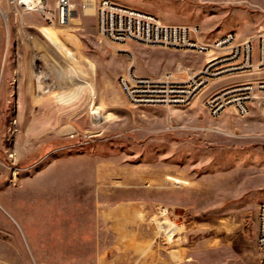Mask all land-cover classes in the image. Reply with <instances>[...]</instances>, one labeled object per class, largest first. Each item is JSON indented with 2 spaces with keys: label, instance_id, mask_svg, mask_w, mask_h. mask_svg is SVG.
Here are the masks:
<instances>
[{
  "label": "rangeland",
  "instance_id": "obj_1",
  "mask_svg": "<svg viewBox=\"0 0 264 264\" xmlns=\"http://www.w3.org/2000/svg\"><path fill=\"white\" fill-rule=\"evenodd\" d=\"M85 1L61 26L57 0H0V264H260L264 108L214 119L204 102L264 73L135 106L121 78L187 79L211 54L112 44ZM113 1L205 40L264 31V0Z\"/></svg>",
  "mask_w": 264,
  "mask_h": 264
},
{
  "label": "built area",
  "instance_id": "obj_2",
  "mask_svg": "<svg viewBox=\"0 0 264 264\" xmlns=\"http://www.w3.org/2000/svg\"><path fill=\"white\" fill-rule=\"evenodd\" d=\"M90 9L97 19L99 37L112 44L135 42L176 51L211 54L206 65L201 70L191 71L187 79H178L170 74L162 80L132 74L121 78L120 86L135 106L185 107L212 80L233 75L264 73L263 30L243 40L235 33H227L211 41L202 37L201 29L197 25L166 24L154 14L128 8L113 0H87L82 4L83 13ZM73 13V0H57L55 18L58 25H68ZM193 38L202 39V48L192 47ZM254 101L264 108V77L233 84L220 92L210 94L205 99L204 106L209 116L214 119L229 110L244 117ZM256 243L260 264H264V202L258 206Z\"/></svg>",
  "mask_w": 264,
  "mask_h": 264
},
{
  "label": "bare ground",
  "instance_id": "obj_3",
  "mask_svg": "<svg viewBox=\"0 0 264 264\" xmlns=\"http://www.w3.org/2000/svg\"><path fill=\"white\" fill-rule=\"evenodd\" d=\"M41 5H42V0H26V6H28V7L34 8V7H38V6L40 7ZM126 7L132 8V7H129V6H126ZM45 31L49 34V37L51 39V42L53 44H55V45H58V37H57V34H56L55 30L54 29H49V30L46 29ZM192 45H193L194 48H202V42L199 41V40L197 41V43L192 44ZM67 56L69 58L72 57L69 52L67 53ZM169 179L172 180V181H174L176 184H187V182L182 181L180 179H175V178H171V177H169Z\"/></svg>",
  "mask_w": 264,
  "mask_h": 264
},
{
  "label": "water",
  "instance_id": "obj_4",
  "mask_svg": "<svg viewBox=\"0 0 264 264\" xmlns=\"http://www.w3.org/2000/svg\"><path fill=\"white\" fill-rule=\"evenodd\" d=\"M69 133H70V134H74V133H75V130H74L73 128H70V129H69Z\"/></svg>",
  "mask_w": 264,
  "mask_h": 264
}]
</instances>
